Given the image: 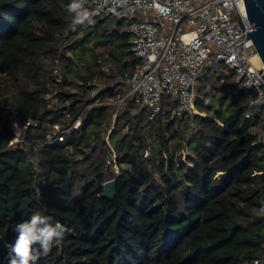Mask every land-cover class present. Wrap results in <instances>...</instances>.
Returning a JSON list of instances; mask_svg holds the SVG:
<instances>
[{"label": "trees", "instance_id": "1", "mask_svg": "<svg viewBox=\"0 0 264 264\" xmlns=\"http://www.w3.org/2000/svg\"><path fill=\"white\" fill-rule=\"evenodd\" d=\"M69 2L0 0V264L15 226L36 212L65 233L35 264H264L255 91L210 76L199 111L179 118L170 100L154 119L127 101L110 133L114 160L104 138L112 107L94 102L122 93L139 62L130 21L94 18L73 31ZM29 119L37 124L11 143L12 122Z\"/></svg>", "mask_w": 264, "mask_h": 264}, {"label": "built area", "instance_id": "2", "mask_svg": "<svg viewBox=\"0 0 264 264\" xmlns=\"http://www.w3.org/2000/svg\"><path fill=\"white\" fill-rule=\"evenodd\" d=\"M114 6L115 13L108 10ZM86 7L98 12L94 18L116 16L130 21L131 50L139 58L122 93L94 102L112 107V122L104 138L114 160L110 133L127 101L140 99L150 119L163 111L167 100L173 102L172 117L193 115L198 112V84L204 73L209 79L210 71L222 75V81L230 78L238 88L255 91L250 104L263 109L258 142L264 144V65L253 40L243 35L254 29L244 0H127L120 5H114L113 0H88ZM161 8L168 9L167 13L162 14ZM256 57L259 62L254 61ZM12 124L16 125L14 143L37 121L29 119L23 127L17 120ZM79 125L77 119L73 126ZM57 137L64 140L61 133ZM114 167L119 171L117 164Z\"/></svg>", "mask_w": 264, "mask_h": 264}, {"label": "clouds", "instance_id": "3", "mask_svg": "<svg viewBox=\"0 0 264 264\" xmlns=\"http://www.w3.org/2000/svg\"><path fill=\"white\" fill-rule=\"evenodd\" d=\"M126 2L127 0H113L114 5ZM87 3L88 0H70L64 6V10L71 16L73 31L77 27L94 25V17L98 12L86 7ZM108 10L115 13V6ZM167 11L166 8L160 9L162 14H166ZM14 231L18 236L15 243L9 246V264H35L41 254L47 255L54 244H59L64 239L65 228L59 222L53 225L52 217L36 212L30 220L18 223ZM37 244L39 250L33 248Z\"/></svg>", "mask_w": 264, "mask_h": 264}, {"label": "water", "instance_id": "4", "mask_svg": "<svg viewBox=\"0 0 264 264\" xmlns=\"http://www.w3.org/2000/svg\"><path fill=\"white\" fill-rule=\"evenodd\" d=\"M248 18L254 29L247 31L243 35L246 39L249 37L253 40V43L257 49V52L264 65V0H244ZM236 13L241 23L243 30L245 29L240 15L236 8ZM203 79L208 80V74L202 75ZM264 78V74L262 75ZM116 193L115 179H110L104 183L103 195L112 197Z\"/></svg>", "mask_w": 264, "mask_h": 264}, {"label": "rangeland", "instance_id": "5", "mask_svg": "<svg viewBox=\"0 0 264 264\" xmlns=\"http://www.w3.org/2000/svg\"><path fill=\"white\" fill-rule=\"evenodd\" d=\"M112 17L117 18L116 16H112ZM210 76L216 78V76L213 75V72H212V71H210ZM201 82H202V81H200L199 84H198V87H197V93H198V90H199V86L202 85ZM198 111H199V110H198ZM185 152H186V151H185ZM113 168H114V170H115L117 173L120 171V167H119V169H118L119 171H117L116 168H115L114 166H113Z\"/></svg>", "mask_w": 264, "mask_h": 264}, {"label": "bare ground", "instance_id": "6", "mask_svg": "<svg viewBox=\"0 0 264 264\" xmlns=\"http://www.w3.org/2000/svg\"><path fill=\"white\" fill-rule=\"evenodd\" d=\"M259 60H260L259 57L254 58V61H256V62H259Z\"/></svg>", "mask_w": 264, "mask_h": 264}]
</instances>
